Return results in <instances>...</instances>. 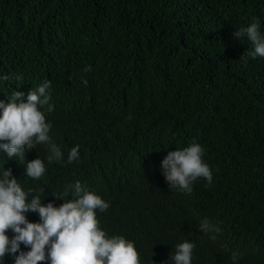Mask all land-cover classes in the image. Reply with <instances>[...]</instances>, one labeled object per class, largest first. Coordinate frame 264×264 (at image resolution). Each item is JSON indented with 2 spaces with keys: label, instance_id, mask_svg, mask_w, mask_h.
<instances>
[{
  "label": "trees",
  "instance_id": "obj_1",
  "mask_svg": "<svg viewBox=\"0 0 264 264\" xmlns=\"http://www.w3.org/2000/svg\"><path fill=\"white\" fill-rule=\"evenodd\" d=\"M252 22L264 35V0H0V101L50 81L53 111L41 110L63 154L49 163L50 143L35 141L25 161L0 149V175L10 168L29 199L44 189L57 207L79 181L110 205L100 228L133 241L141 264H174L185 241L192 264H264V57L234 36ZM193 143L213 179L188 194L169 188L162 161ZM37 158L46 171L33 179ZM204 219L220 231L202 232Z\"/></svg>",
  "mask_w": 264,
  "mask_h": 264
},
{
  "label": "clouds",
  "instance_id": "obj_2",
  "mask_svg": "<svg viewBox=\"0 0 264 264\" xmlns=\"http://www.w3.org/2000/svg\"><path fill=\"white\" fill-rule=\"evenodd\" d=\"M257 22L250 23L234 32L236 38L246 36L254 46L253 58L264 57V35L259 31ZM90 71V67L84 69ZM4 80L8 76L3 77ZM50 81H45L37 88L31 89L26 97L18 91L11 99L0 101V149L12 159L17 157L25 161V147L32 149L35 143H50L51 124L46 122L42 106L53 111L49 104L48 89ZM79 145L68 154V162L78 161ZM205 149L193 143L182 150L168 152L162 161L163 175L169 188L179 189L190 194L192 184L198 178H205L209 184L213 179L209 165L203 160ZM47 160L61 162L63 154L55 143H50V155ZM46 171L41 158L26 162L25 173L33 179H40ZM75 193V199L63 200L57 207L49 202L41 203L44 189L29 196L12 174L10 168L0 175V262L6 254L14 256V264H141L140 254L133 241L121 235L108 236L99 226L97 210L104 212L109 203L93 191L86 190L79 181L68 184L63 196ZM55 196V195H54ZM57 199L60 197L55 196ZM62 200V199H61ZM38 213L40 222H29L26 213ZM11 229L15 234L11 239L6 234ZM204 232H219L220 228L212 225L207 219L199 224ZM212 239H215L213 236ZM30 248L20 251V246ZM195 244L185 241L176 245L171 259L174 264H192ZM19 252V255H15ZM237 253L232 254L236 261Z\"/></svg>",
  "mask_w": 264,
  "mask_h": 264
}]
</instances>
